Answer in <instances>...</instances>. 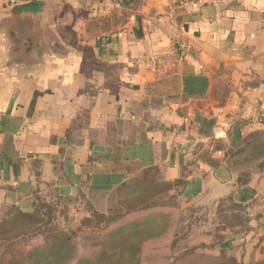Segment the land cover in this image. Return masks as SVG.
Segmentation results:
<instances>
[{
    "label": "crops",
    "instance_id": "crops-1",
    "mask_svg": "<svg viewBox=\"0 0 264 264\" xmlns=\"http://www.w3.org/2000/svg\"><path fill=\"white\" fill-rule=\"evenodd\" d=\"M0 4V220L44 188L98 208L154 170L210 211L190 247L264 264V174L224 165L234 123L264 132V0ZM222 201L246 232L215 223Z\"/></svg>",
    "mask_w": 264,
    "mask_h": 264
},
{
    "label": "trees",
    "instance_id": "trees-1",
    "mask_svg": "<svg viewBox=\"0 0 264 264\" xmlns=\"http://www.w3.org/2000/svg\"><path fill=\"white\" fill-rule=\"evenodd\" d=\"M119 1L121 3L122 0ZM228 140L224 165L228 170L241 174V185L247 184L251 174H264V132L243 137L239 122H236ZM151 181L161 183L154 170L144 171L140 177L117 185L99 207L102 212L95 210L99 213H94L92 219L84 220L86 225L93 224L92 229L80 235L71 228L70 217L60 230L49 227L52 223L43 218L36 207V199L29 212L10 210L0 220V264H240L223 252L219 256L200 253L199 247L185 250L175 257L170 253H159V250L152 253L145 251L147 246L163 241L171 229L165 220L166 214L150 213L149 208L127 210V205L119 206L120 203L113 200V196L121 192L127 196H149L156 192ZM54 196L65 209L77 204L73 199ZM232 206L235 210L242 207L238 203H232ZM234 209L220 211L221 214H228L219 221L225 228L233 224L237 226L231 218L237 216ZM27 236L42 241L32 248L21 249L17 246L18 241ZM16 246L20 251L15 249ZM84 246L88 248L87 256L81 254L80 249Z\"/></svg>",
    "mask_w": 264,
    "mask_h": 264
},
{
    "label": "rangeland",
    "instance_id": "rangeland-1",
    "mask_svg": "<svg viewBox=\"0 0 264 264\" xmlns=\"http://www.w3.org/2000/svg\"><path fill=\"white\" fill-rule=\"evenodd\" d=\"M156 178V177H155ZM136 180L134 183L139 181ZM153 189H155V193L151 195L147 194H135L133 196H127L125 193L121 192L119 194H115L113 196V200L119 202V206L127 205V210H149L150 213H160L166 214V221L169 222V232L163 241L157 244L149 245L145 248V251H150V253L155 250H159V253H170L172 257L180 255L183 251L194 248L190 247V237L194 234L202 233L204 229V223H208L212 218L208 217V211L203 207H184L178 198L177 185L169 184V183H154ZM159 182V181H158ZM36 207L43 214V218L46 221L51 222L49 227L60 230L62 226H65V220L69 217L71 219V228L75 230L78 235L81 233L88 232L92 229L93 224L86 225L84 220L92 219L94 217V213L102 212V208H97L94 206L86 205V203H78L75 206L70 208H64L62 203L56 199L52 190H47L44 188L40 190L38 195L36 196ZM155 208V209H153ZM234 209L232 203H220L216 204L213 209L214 221L218 223L219 221L224 220L227 213L221 214L220 211L223 209ZM98 210L99 212H95ZM244 210L242 207L234 209L237 211V216L231 217L236 221L237 226H235L232 220L231 224H233L228 229L231 230V234H238L246 232L248 229V218L244 215ZM144 213V212H143ZM69 223V224H70ZM42 239L35 238L33 236H27L21 238L18 242V247L21 249L23 247L32 248L40 244ZM17 243V242H15ZM15 247L16 250L20 251L18 247ZM213 248V246H199V252L208 254V252ZM26 249V248H25ZM82 256L89 255L88 248L80 249ZM149 253V255H150ZM226 256V253L223 252ZM69 264H75L71 262Z\"/></svg>",
    "mask_w": 264,
    "mask_h": 264
},
{
    "label": "built area",
    "instance_id": "built-area-1",
    "mask_svg": "<svg viewBox=\"0 0 264 264\" xmlns=\"http://www.w3.org/2000/svg\"><path fill=\"white\" fill-rule=\"evenodd\" d=\"M9 4L12 5V4H14V2L11 1V2H9ZM115 5L118 6V4H115ZM1 9H2V6L0 4V11H1Z\"/></svg>",
    "mask_w": 264,
    "mask_h": 264
}]
</instances>
